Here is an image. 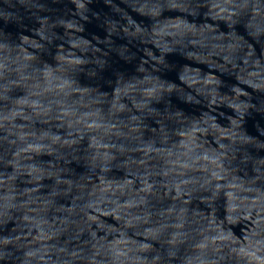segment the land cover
Wrapping results in <instances>:
<instances>
[{
    "label": "water",
    "instance_id": "95a60500",
    "mask_svg": "<svg viewBox=\"0 0 264 264\" xmlns=\"http://www.w3.org/2000/svg\"><path fill=\"white\" fill-rule=\"evenodd\" d=\"M0 264H264V0H0Z\"/></svg>",
    "mask_w": 264,
    "mask_h": 264
}]
</instances>
